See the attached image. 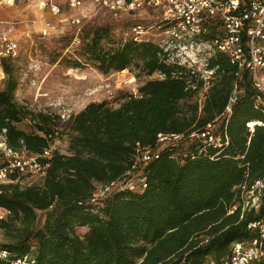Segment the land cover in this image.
Masks as SVG:
<instances>
[{
	"label": "trees",
	"instance_id": "obj_1",
	"mask_svg": "<svg viewBox=\"0 0 264 264\" xmlns=\"http://www.w3.org/2000/svg\"><path fill=\"white\" fill-rule=\"evenodd\" d=\"M115 43L109 25L92 29L71 67L91 65L104 75L136 67L146 81L138 94H124L118 107L91 102L67 121L19 103V79L9 64L15 58L4 60L0 136L48 167L41 183L22 186L16 181L23 173L15 170L12 182L0 184V228L10 238L0 247L10 253L0 264L27 254L31 264H206L230 257L234 242L256 235L249 224L262 220L264 209L242 208V185L264 177V102L251 73L238 78L237 65L217 52L211 59L217 76L201 103L204 82L192 78L197 88H190L191 74L170 62L158 42L129 37ZM237 83L238 98L228 112ZM250 121L261 124L252 131ZM209 124L224 142L227 133L229 144L190 139ZM64 133L67 153L54 148ZM161 133L185 138L159 149L139 170L147 187L115 186L99 195L100 188L129 179L137 144L155 148ZM40 212L47 213L41 225Z\"/></svg>",
	"mask_w": 264,
	"mask_h": 264
},
{
	"label": "built area",
	"instance_id": "obj_2",
	"mask_svg": "<svg viewBox=\"0 0 264 264\" xmlns=\"http://www.w3.org/2000/svg\"><path fill=\"white\" fill-rule=\"evenodd\" d=\"M34 2L38 8L49 10L51 14L60 18L63 14L62 6L57 0H26ZM16 0H0V6L12 5ZM86 4H92L105 9L115 15L134 14L142 10H156L160 12L162 21L158 28L162 29L171 41L159 42L167 53L168 60L179 66L185 67L191 74L188 85L196 89L195 78L204 82V89L200 91L201 103L212 82L216 79L218 66H211V59L217 52L226 54L232 63L238 67L237 76L240 78L242 71L251 73L253 84L257 90L258 101L264 102V0H68L69 10L74 11L67 22L76 28L83 26L85 14L77 11ZM54 24L46 19L41 28L45 35L50 33ZM154 25L135 24L130 33L136 35L145 33ZM139 39V38H138ZM175 43V44H174ZM20 51V43L8 34L0 35V79L5 78L3 62L6 58H16ZM127 71V70H125ZM124 72V71H122ZM156 76L164 78L165 75L157 73ZM135 80V77L133 78ZM239 94V84L235 85L233 96L227 107L231 112L232 105ZM63 119L67 116L62 114ZM70 117V116H69ZM261 122L250 121L248 126L254 130V126ZM184 134H159L157 146H143L137 144L135 163L128 172L131 176L125 181L112 182L105 188H100L99 195L110 191L115 186H122L132 190H142L147 187L146 176H140L139 170L147 165L154 154L169 144L180 142ZM200 138L208 145L222 147L229 144L228 134L225 133V142L214 133V126L209 124L205 130L193 133L190 139ZM2 154L6 163L0 165V181H4L15 170L24 174L26 170L46 174L48 164L37 160V156H29L27 152L13 149L6 143L2 136L0 142ZM52 148L45 150L44 155L49 156ZM242 208L247 212L260 213L264 209V177L251 185H242ZM236 208V207H235ZM231 212H234L232 209ZM5 212L0 209L1 217ZM250 228L257 229L256 235L247 240L236 241L232 246L230 257L221 262L209 260L206 264H261L264 260V218L253 221ZM7 250H0V258L9 257ZM31 254L25 255L15 264L33 263Z\"/></svg>",
	"mask_w": 264,
	"mask_h": 264
},
{
	"label": "rangeland",
	"instance_id": "obj_3",
	"mask_svg": "<svg viewBox=\"0 0 264 264\" xmlns=\"http://www.w3.org/2000/svg\"><path fill=\"white\" fill-rule=\"evenodd\" d=\"M63 8L60 18L52 17L38 8L34 2L16 0L12 5L0 6V35L8 34L20 43L18 56L9 64L15 69L19 79L16 99L35 110H43L59 115L66 114L67 121L72 114L84 109L91 102L109 101L118 107L124 94H138L139 87L146 81L145 73L134 67L132 70L102 74L91 65L73 68L70 63L82 52L86 33L94 28L109 25L116 45L129 37L135 24L154 25L150 30L136 35L139 40L162 42L171 41L170 37L159 29L162 21L160 12L142 10L134 14L115 15L92 4H86L77 12L85 14L81 28L67 22L75 12L69 10L66 0H58ZM49 19L54 26L50 33L41 32L44 21ZM175 44V43H174ZM135 77V80L133 79ZM6 78L0 79V90L4 88ZM28 121L20 124L26 128ZM2 136H0V142ZM69 133L59 135L54 148L62 153L68 152ZM3 163L0 147V164ZM15 173V172H14ZM22 186L41 183L43 175L30 170L16 182ZM12 182L10 175L0 184ZM47 213H39L40 225L46 220ZM85 229L81 228L80 233ZM10 242V238L0 228V247Z\"/></svg>",
	"mask_w": 264,
	"mask_h": 264
},
{
	"label": "crops",
	"instance_id": "obj_4",
	"mask_svg": "<svg viewBox=\"0 0 264 264\" xmlns=\"http://www.w3.org/2000/svg\"><path fill=\"white\" fill-rule=\"evenodd\" d=\"M67 1L68 0H66V3H67ZM57 2L59 3V1L57 0ZM60 4V3H59ZM61 5V4H60ZM40 9V8H39ZM41 11H42V13L44 14V12L45 13H47V14H50L52 17H55V16H53L52 14H51V12L49 11V10H42V9H40ZM55 18H57V17H55Z\"/></svg>",
	"mask_w": 264,
	"mask_h": 264
}]
</instances>
